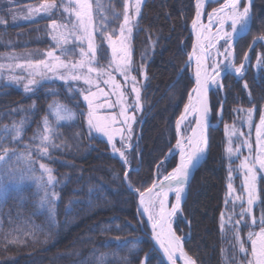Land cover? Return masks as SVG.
<instances>
[{
  "label": "trees",
  "instance_id": "obj_1",
  "mask_svg": "<svg viewBox=\"0 0 264 264\" xmlns=\"http://www.w3.org/2000/svg\"><path fill=\"white\" fill-rule=\"evenodd\" d=\"M62 1L0 0V62L20 55L35 63L54 50L53 34L61 22L78 23L75 8L68 14L61 9ZM126 1L90 0L99 67H108L111 61L105 37L119 36ZM194 2L143 3L132 39V74L142 81L144 123L137 144L125 149L127 164L113 154L107 139L89 127V108L79 85L46 81L28 92L0 67V155L4 156L0 160V264H165L137 215L138 194L154 183L165 158V174L177 164L178 155L167 157V153L175 146L176 121L195 85L191 68H184L193 46ZM50 3L56 7L47 14L42 6ZM251 6L249 29L235 45L239 60L255 39L264 38V0H253ZM75 47L87 49V43ZM223 87V92H211L209 152L189 183L175 225L197 264H247L249 233L260 228L259 222L252 226L247 216L241 219L238 202L226 203L230 168L236 185L240 178L239 158L227 152L225 126L235 125L249 110L254 112L255 124L263 113L264 41L252 48L244 74H226ZM55 104L69 108L74 119L58 121L51 112ZM42 136L49 140L42 141ZM20 154L29 156L26 163L31 170L18 160L13 164L15 173L8 172L7 158ZM259 187L255 212L264 218L262 176ZM228 214L232 223L226 225L223 220ZM237 234L247 254L239 251Z\"/></svg>",
  "mask_w": 264,
  "mask_h": 264
},
{
  "label": "snow or ice",
  "instance_id": "obj_2",
  "mask_svg": "<svg viewBox=\"0 0 264 264\" xmlns=\"http://www.w3.org/2000/svg\"><path fill=\"white\" fill-rule=\"evenodd\" d=\"M239 0H233L230 5L222 6L219 10H213V13L209 15V23L212 24L213 16L216 17L215 23L219 25V30L217 32V36H220V33L223 32L224 25L231 21V29L232 33L223 32V37L225 39V43H228V38L237 33L240 29H243L247 26L248 18H249V8L245 7L243 12L241 13L238 10ZM46 9L56 7L55 4L44 5L42 6ZM73 7L72 0H69V7H65V11L68 12L69 8ZM197 11L196 17L192 21L193 29L195 30L198 26L203 27L200 24L201 20V3L200 0H197ZM225 7L230 8V11L226 15H221L224 13ZM75 8V16L78 23L72 25V29L70 30V34L75 37V40L79 42L80 45H83L85 42L87 43V49L84 47L79 48V52L81 55V59L78 63L67 64L62 61H59V57H56L53 52H48V56L52 57L53 60L58 61L55 64H45L44 61H40L39 64L43 65L50 72H56L59 69H66L70 75L68 77L61 76L62 79H71L74 81L83 80L85 85H88V88L84 91L87 94L83 95L84 101L87 102L89 108V119L88 124L90 128H95V130L99 133H102L107 137V142L111 145L113 149V154H118L119 158L123 161L124 164H127L128 161L125 156L124 148L126 147L124 131L131 132V125L129 121L134 120V116L128 115V109L126 107H122L119 113L120 116L123 117L122 121L117 120V116L113 115L110 117H97L95 121L92 116V107H93V99L97 98V92H93L91 89L95 86L100 92L103 90L100 89V80L98 78H94L91 74L96 73L97 77L99 76H108V79H104L103 83L105 85L111 84L114 91L119 93L120 101L123 100L124 92L119 91L120 85L115 82V77L112 75V72L118 73L120 76L124 78L125 84L128 83L129 80V72L130 66L129 61L127 59L128 51L125 46V31L130 33L132 28L129 27L130 24V16H129V5L126 2L124 5V21L120 25V34L118 37H115V34L107 35L105 38L108 42V46L111 48L112 59L109 62L108 69H103L99 67H92L91 65L96 60L97 47L95 44L96 36L95 29L92 24V14H91V5L88 3V0H75L74 4ZM140 11V0H136L135 5V13L138 15ZM0 23H3L2 18H0ZM208 29H205L207 31ZM101 36H104V32H100ZM54 40H56L58 45L68 43L67 38L61 34L60 36H54ZM199 45V37L197 44L193 46V54H195L196 49ZM91 53V56H89ZM225 59L230 55L228 49H225ZM191 60V55L189 57ZM248 57H245L247 60ZM231 67L232 65H228ZM87 67V73L79 72L77 69H83ZM212 75H209L208 67H206L202 62V57L197 56V70L195 75V87L192 89V92L189 94L188 100L189 102L184 106L185 111L181 115L180 119L176 122L177 131L179 132L181 123L187 120L189 113L198 114L196 119V128L201 127V122L204 117L207 116L209 111L208 104L206 102V92L208 90V86L210 83H217L215 80V76L220 75V64L213 63L211 66ZM244 67L242 64L239 68H235V72L239 73L241 69ZM132 87L131 91L136 94L137 101L139 100V90L135 86V77H132ZM29 83H34V81H29ZM245 87L247 85L245 84ZM25 90H28V86L25 85ZM99 107V105H97ZM56 109V116L58 119H64L65 117L61 115L62 109L60 106L54 105ZM112 107V105H109ZM253 110H249V117H251ZM121 125L127 124V129L117 128L115 125L117 123ZM45 130L48 129V121L45 119L44 121ZM261 128H264V114L260 116V126L257 127L256 135L257 140L259 141L261 138ZM20 129H17V133L19 134ZM119 134L120 136V147L117 148L115 141V137ZM202 139V138H201ZM201 139H198L196 136V129H193V136L188 137L186 140L177 139L176 148L179 150V162L172 170L171 173L164 176L163 179H159L158 182H154L150 188L146 191L148 193L147 199L145 198V194L143 192L140 193V203L143 205V212L148 215V220L151 222V227L153 231V236L159 244V247L163 250L164 255L167 257L170 264H177L178 258L184 259V264H194V262L186 256L181 247V238L176 236L172 226H171V218L176 215L177 210L180 206L181 202V194L184 191V182L189 176V170L193 166L194 161L197 160L198 155L203 151V149L199 146ZM42 141L49 140L48 136H42ZM46 150V149H45ZM231 152V149H229ZM4 156L0 155V160H3ZM259 165L260 169H264V155L257 156L255 159H249L245 157L244 161L240 163L238 166L239 169L244 171V184L242 188H245L249 192L248 204H252V193H251V184L249 183L251 180L255 179L254 169L256 165ZM41 168H43L46 172L50 173V169H47L43 164H41ZM230 179L231 172L233 169L230 168ZM125 178H128V172L125 173ZM49 182L53 180L51 175L48 176ZM229 193L231 194L234 191L231 183L228 185ZM170 192L175 193L176 203L171 206V210L166 208V202L168 199V195ZM236 199H241L240 196H237ZM227 203V201H226ZM158 207V213L155 212V209ZM223 216V214H222ZM244 213H241V218H243ZM239 223V221L237 222ZM255 223V220H253ZM260 232L259 233H249L248 239L251 241V253L253 259L249 261V264H264V218L260 220ZM253 235H256V239H252ZM235 240L239 245V251L241 253L247 252L244 247V242L241 240L240 236L237 234L235 236ZM179 253V256H177Z\"/></svg>",
  "mask_w": 264,
  "mask_h": 264
},
{
  "label": "rangeland",
  "instance_id": "obj_3",
  "mask_svg": "<svg viewBox=\"0 0 264 264\" xmlns=\"http://www.w3.org/2000/svg\"><path fill=\"white\" fill-rule=\"evenodd\" d=\"M144 1L145 0H140V11H139L138 15L135 13L136 0H127L126 1L129 5V16L131 18L129 27L132 28V31L130 33L125 31V36H126L125 46H126L127 51H128L127 59L129 61V66H130L128 83L125 84L124 78L122 76H120L118 73L112 72V75L115 77V82L120 85L119 91L124 92L123 100L120 101L119 93L114 91L111 84L105 85L103 83L104 79L109 78L108 76L105 75V76L97 77L96 73L91 74L94 78H98L100 80V89L103 90L102 92H100L95 86H93L91 89L93 92H97V98L93 99V107H92V113H93L92 118L94 121L97 117L103 118V117H110L113 115L117 116L118 121H122L123 117L119 115L122 107H126L128 109V113H127L128 115L134 116V120L129 121V124L131 125V132L124 131L125 142H126V147L123 149L124 152H125L126 148H129L130 146L133 147L134 145L137 144V132L139 129H141V127L144 123V121H141V119H142V112H141L142 107H141L140 94H141V83H142V81L137 79L132 74V39H133L134 29H135L136 23H137L140 15H141L142 6H143ZM242 2L244 3L245 1L243 0ZM88 3L90 4V0ZM228 3H229L228 0H222L218 3H210L212 5H211V8H209V9H212L214 7L226 6V5H228ZM51 4L52 3L47 4V5H51ZM65 7H69V0H63L62 1L61 9L64 10ZM225 8H227V7H225ZM42 9L45 10L44 7ZM49 9L50 8L46 9V11H48ZM69 9L74 10V7H70ZM205 10H206V8H205ZM243 10H244V8L242 6V8L240 9V12L242 13ZM229 11H230V9H225L224 13H221V15H226ZM209 12H210L209 10H208V12H205L206 16L202 20L204 23H206L207 18H209V15L206 14ZM47 14H49V11ZM24 18H26V17H24ZM215 19L213 20L214 22L212 24H210L213 27L219 26L218 24L215 23ZM123 21H124V16H123ZM123 21H122V23H123ZM248 23H249V19H248ZM73 24H75V23L71 22L70 20H69V23H67V24L64 22H61V25L59 28L60 30L57 29L55 34H53V36H60L61 34H63V36L65 38H67L68 43L58 45L56 42L55 49L52 51H49V52H53L56 57H59V61H62V62L67 63L69 65L74 64V63H78L79 60L81 59L79 48L77 49L75 47V45L79 42L76 41L75 37L70 34V30L72 29ZM57 25H59V24H57ZM242 30L243 29H240L237 33H240ZM217 32L218 31L214 32L215 33L214 41L215 42L218 40H222V41L220 42V44H217V46L215 45L212 48L211 58H213L215 55L218 57L217 62H219L221 64L220 68H225V67H228V65H232L231 67H232V72H233V71H235V68H238L243 64L244 59H240V60L238 59L235 48L228 49V51L230 52V55L227 57V59H225L224 54H225V49H226L228 43H225V39L222 37H223V32H227V33L231 34V26H227L226 30L224 29L223 32L220 33V36H217ZM193 46H192V49L189 53L188 59L193 52ZM219 52H220V54H219ZM47 54L40 61H44L45 64H55L58 62L56 60H53L52 57H49ZM97 54H98V52L96 53V56H97ZM89 56H91V54H89ZM0 59H3V57L0 56ZM7 59H8V61L3 60L2 62H0V67L3 66V68H6V70H8L10 72V73H8V76H9L10 80L12 82H14L16 85L23 87L24 89H25V85H27L28 86V90H27L28 92L33 91L35 88L40 86L41 83H44L46 81H50V82L60 81L63 83H75V84L79 85L83 89V91L88 88V85H85L83 80L74 81L71 79H62L61 78L62 75L64 77H68L70 75V73L66 69H59L55 73L50 72L46 68H44L43 65L39 64L40 61H37L35 63L34 62L28 63V62H26L27 59L25 57L20 56V55L13 56L11 60H9V58H7ZM111 59H112V53H111ZM189 61H190V64L188 66H190V68L192 69L191 71H192V75H193V74H195V65H194V63L191 62L190 59H189ZM209 61H210L211 65L213 64V62L216 63L215 59L213 62L211 60H209ZM13 62H16V64H17L16 67L12 66ZM248 65H249V60H248V64L246 65V69H247ZM91 66L92 67H99L96 65V60L93 62V64ZM99 68H103L106 70L108 69V67H106V68L105 67H99ZM246 69L244 70V72L246 71ZM77 71L87 73V67H85L83 69H77ZM244 72L242 74H239L238 77L242 76L244 74ZM132 77H135V86L139 90V100L138 101H137L136 94L131 91V87L133 86L132 85V79H131ZM142 77L144 79L145 74H143ZM223 77H220V79H218V81L215 84L212 91H217L220 89L223 92V90H224V87H223V79L224 78ZM193 78H194V76H193ZM29 81H34V83H29ZM194 81H195V78H194ZM85 94H87V93L85 92ZM188 102H189V100H188ZM55 105L61 107V109H62L61 115H63L65 117L64 119H58L56 116V109H55V107H53L51 112H52L53 116L58 121H68V120L74 119V114L69 108L65 107L63 104H55ZM97 105H99V107ZM109 105H112V107H109ZM184 109H185V107H184ZM184 109H183L182 113L184 112ZM211 110H212V108H211ZM248 113H249V111L245 112L244 118H242L241 121L239 120V122H236L235 125L225 126V128H226L225 134H226L227 152L232 158H239V165L242 161H244L245 157H248L249 159H255L257 156L264 155V128H261V138L258 141L257 135H256V130H257V127L260 126V118L257 121V123L253 124L252 118L254 116L253 115L254 112L252 111L251 117H249ZM262 114H264V110H263ZM222 115H223V107L221 105L219 110H218V113H217V116L219 117L220 120H221ZM211 120H212V115H211ZM219 122L220 121H218L217 123H219ZM192 125H193V122L188 123L182 129L183 130L182 133L180 132V130H179V132L177 131V139H180V135L186 136L188 134V132L190 131ZM115 127H117L118 129L119 128L127 129L128 125L127 124L121 125L118 122L115 125ZM176 129H177V127H176ZM97 133L100 136H102L103 138L107 139V137L104 136L102 133H99V132H97ZM114 142L116 143L117 148H119L120 147V136H119V134L115 137ZM229 149H231V152H229ZM176 150H177V148H176V143H175L174 148L169 150V152L167 153V157H169L170 154L172 155V152L176 151ZM39 151H41V149ZM28 157L29 156H23L21 154H20V156L19 155L9 156L7 158L8 172H12L14 174L15 170L13 168V164L17 163L18 160L26 163V161L29 160ZM166 160L167 159L165 158L162 161L163 164H161V163L159 164V166H161V167L158 169L159 170L158 175H156V177L157 178L159 177V179H161V177L163 178V176L168 175L175 168L174 167L172 170H170L169 173L165 174L164 168L166 167V165H165ZM177 163H178V160H177ZM23 166H25V165H23ZM26 166L31 170V168L29 167V165L27 163H26ZM238 171H239L238 173H239V178H240L239 185H236L234 179L231 178L230 183L232 184L234 191H232L230 194L229 189H228L227 202H228V200L238 202L239 205L241 206L239 213L241 214L243 212L244 213L243 218H245V216H247L249 218L250 222L252 223V226H253L256 223L260 222V220L263 218L261 213L255 212V207L260 202L259 182H260L261 176L264 177V169H260L259 165L257 164L255 169H254L255 179L251 180L249 182L251 184V193H252V200H253L251 205L248 204V199H249L248 190L245 188H242V185L244 184V171L245 170L239 169ZM10 182L14 183L13 179L10 180ZM138 196H139V194H138ZM237 196H240L241 199H236ZM137 213H138L137 215H138L140 221L144 222L147 225L148 231L150 232V226H149L148 222L143 217V215L138 212V205H137ZM179 213H180V211H179ZM228 215L223 220V223L226 225L232 223L231 217H230V215L229 216ZM243 218H241V219H243ZM177 219H178V217H177ZM177 219L175 221V225L177 223ZM253 220H255V223H253ZM250 232L254 233V234L259 233L260 228L258 230H256L255 232H253V231H250ZM179 237L181 238V240H183V238L181 236H179ZM256 238H257L256 235H253L252 239H256ZM246 259H247V264H249V261H251L253 259L251 252H250V254L247 255ZM194 262H195V264H197L196 261H194Z\"/></svg>",
  "mask_w": 264,
  "mask_h": 264
},
{
  "label": "water",
  "instance_id": "obj_4",
  "mask_svg": "<svg viewBox=\"0 0 264 264\" xmlns=\"http://www.w3.org/2000/svg\"><path fill=\"white\" fill-rule=\"evenodd\" d=\"M200 1H202V3H205V5H208V4H210V3L219 2V1H221V0H215V1H212V0H200ZM240 4H241V2H239V5H238L239 7H240ZM196 5H197V0L194 2V19H195V17H196V11H197V7H196ZM249 10H250V23H251V19H252V6H251V5H250V7H249ZM201 18H203V17L201 16ZM201 20H202V19H201ZM201 20H200V22H201L200 24H201L203 27L198 26V27L194 30V29H193V26H192V35H193V38H194V44H195V45L197 44L198 37H199V45H198L197 48L199 49V51H200L201 53H203V55H204V56H203V57H204V58H203V64H204L206 67H208L209 75L211 76V75H212V69L210 68L209 56H210V50L212 49V47H211V38H212V35H213V30L209 27V23H208V22L204 24ZM204 28L208 29L207 32H208V36H209V37H208V43H207V45H206V48L201 47V45H202V43H203L202 41L204 40V39H201V38H203V35H204ZM245 33H246V31H245V32H242V33L239 34V35H237L231 43H233V42H237V41L239 40V38L242 37ZM259 41H264V40H263L262 37H259V38H257V39L254 40V42L251 44L250 48L248 49V51H247V53H246V55H245V57L247 56L248 59H247V60L244 59L243 65H245L246 62H248L249 57H250V52H251L252 48H253V47L256 45V43L259 42ZM202 46H203V45H202ZM189 64H190V61H189V59H188V60L186 61V63H185L184 68H185L187 65H189ZM243 68H244V67H243ZM225 72H232V71H231L230 68H225V69H223V70H220V75H219V76H215V77H214L215 80L218 81V79L220 78V76L223 77V75H224ZM194 78H195V77H194ZM214 86H215V83H210L209 86H208V90H207V92H206V94H205V96H206V102H207L208 107H209V111H208V113H207V116L204 117L203 120H202V122H201V125H203V127H204V131H205V144H204V149H203V151L198 155L197 160L194 161L193 166H192V167L190 168V170H189V176H188V178L185 180L184 185H183L184 190H185V195H184V198H183L182 203H181V205H180V207H179L178 210L181 209L182 204H183V202H184V200H185V198H186V196H187L189 183H190V181L192 180V177L194 176V174H195L196 170L198 169V167L204 162V160L206 159V157H207V155H208V152H209V145H210V143H209V131H210V128L212 127V125H213V124H212V121H211L212 110H211V104H210V96H211V91L213 90ZM184 111H185V109H184ZM180 117H181V116H180ZM197 118H199V117H198V114H197L196 119H197ZM143 120H144V119H143ZM193 129H196V131H197V128H196V122H195V124L193 125L191 131L189 132V137L193 136ZM172 154H178V162H179V150L177 149L176 151H173ZM170 155H171V154H170ZM170 155H169V156H170ZM171 172H172V171H171ZM171 172H170V173H171ZM162 179H163V178H161V180H162ZM154 182H158V178H157V177H155V181H154ZM151 186H152V185H151ZM151 186H150V187H151ZM150 187H149V188H150ZM146 190H147V189H146ZM146 190H145L143 193L145 194V198L147 199L148 193H147ZM174 194H175L174 192H170V193H169V195H168V199H167V202H166V208H168V201L174 196ZM141 210H142V205H141V203H140V193H139V196H138V212H139L140 214H141ZM142 215H143V214H142ZM143 217L146 219V221L148 222V224H149V226H150V232H147V233H148V235H149V237H150V240H151V242H152L154 248H155V249L157 250V252L161 255V257H162L164 263H165V264H170V262L168 261L167 257L164 255L163 250L159 247L158 242L156 241V239H155L154 236H153V231H152V227H151V222L148 220V217H146V216H144V215H143ZM175 233H176V232H175ZM177 236H178V235H177ZM178 237H179V236H178ZM181 245H182V247L185 249L184 241H183V240H181ZM185 250H186V249H185ZM186 252H187V251H186ZM192 259H193V258H192ZM194 261H195V260H194ZM177 264H179V263L177 262Z\"/></svg>",
  "mask_w": 264,
  "mask_h": 264
},
{
  "label": "bare ground",
  "instance_id": "obj_5",
  "mask_svg": "<svg viewBox=\"0 0 264 264\" xmlns=\"http://www.w3.org/2000/svg\"><path fill=\"white\" fill-rule=\"evenodd\" d=\"M212 1H215V0H212ZM239 1H243V0H239ZM244 1H249V0H244ZM228 5H230L232 2H233V0H228ZM200 3H201V9H200V11H201V13L203 14V11H204V9H205V3H202V1H200ZM202 16V15H201ZM202 19V18H201ZM202 21V20H201ZM203 22V21H202ZM201 23V22H200ZM201 39H204L202 42V45H201V47H203V48H206V45H207V43H208V40H207V35H206V31L204 30V35H203V38H201ZM214 37H213V39H212V41H211V43L212 44H214ZM197 56H200V57H202V62H203V53H201L200 51H199V49L197 48L196 49V52H195V54H193V52H192V54H191V62L192 63H194V65H195V74H194V77H195V75H196V70H197ZM239 68V67H238ZM235 72V71H234ZM194 87H195V85H194ZM193 87V88H194ZM192 88V89H193ZM192 89H191V91H190V93L192 92ZM184 113V112H183ZM182 113V114H183ZM181 114V115H182ZM196 117H197V114H194V113H189L188 114V117H187V120H185V121H183L182 123H181V127H180V132L182 133V129L188 124V123H190V122H193V125L195 124V122H196ZM179 119H180V117H179ZM193 125H192V127H193ZM192 127H191V129H192ZM191 129H190V131H191ZM189 131V132H190ZM189 132H188V134L186 135V136H184V135H180V139L181 140H186L188 137H189ZM180 133V134H181ZM196 136H197V138L198 139H201V142H200V147L202 148V149H204V144H205V131H204V127H203V125H201V127L200 128H198L197 129V131H196ZM184 195H185V190L183 191V193L181 194V202H180V205H181V203H182V200H183V198H184ZM176 203V199H175V194H174V196L168 201V210H171V206L173 205V204H175ZM180 207V206H179ZM179 209V208H178ZM158 211H159V209H158V207L155 209V212L156 213H158ZM178 213H179V210H177V213H176V215L175 216H173L172 218H171V226H172V229H173V231H174V233H175V221H176V219H177V217H178ZM141 214H143V215H145V216H147L148 217V215L146 214V213H144L143 212V205H142V210H141ZM175 235L177 236V234L175 233ZM181 247H182V245H181ZM182 250H183V252L186 254V256L188 257V258H190L193 262H194V260L192 259V257L186 252V250L182 247ZM177 256H179V253H177ZM177 262L179 263V264H184V259L183 258H178L177 259ZM194 264H195V262H194Z\"/></svg>",
  "mask_w": 264,
  "mask_h": 264
}]
</instances>
